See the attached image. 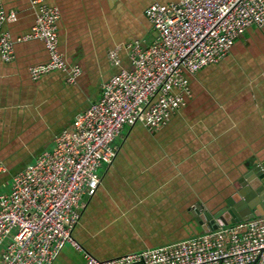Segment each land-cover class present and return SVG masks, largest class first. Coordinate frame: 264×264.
I'll use <instances>...</instances> for the list:
<instances>
[{
    "label": "crops",
    "instance_id": "obj_1",
    "mask_svg": "<svg viewBox=\"0 0 264 264\" xmlns=\"http://www.w3.org/2000/svg\"><path fill=\"white\" fill-rule=\"evenodd\" d=\"M173 1L47 0L61 10L60 50L82 74L74 85L62 72L33 80L30 68L50 58L39 40L16 44L12 62L0 56V162L7 168L0 171V194L11 192L13 177L51 151L54 137L100 97L118 71L109 52L156 38L145 9ZM3 3L18 14L5 31L14 39L30 33V0ZM121 57L129 67L125 52ZM187 78L193 95L167 126L150 132L139 123L117 138L115 157L102 168L96 195L84 198L74 232L85 252L110 259L197 235V206L215 213L239 199L246 178L264 162V26L250 27L224 60ZM84 251L67 247L55 264H87Z\"/></svg>",
    "mask_w": 264,
    "mask_h": 264
},
{
    "label": "built area",
    "instance_id": "obj_2",
    "mask_svg": "<svg viewBox=\"0 0 264 264\" xmlns=\"http://www.w3.org/2000/svg\"><path fill=\"white\" fill-rule=\"evenodd\" d=\"M34 24L14 39L6 23L18 21L0 0V56L15 59L18 43L44 42L49 61L30 68L33 80L62 72L69 84L82 74L60 50L61 10L47 0H30ZM156 38L121 43L109 52L117 73L101 86L100 97L79 113L71 129L54 137V148L13 177L0 194V264H55L67 247L84 251L74 232L84 198L102 182L101 170L115 157V142L126 127L141 123L150 132L167 126L193 95L187 75L224 60L237 38L264 26V0H177L145 9ZM125 52L129 67L123 66ZM6 166L0 162V171ZM165 246L99 259L87 264H264V216L226 224ZM18 231L10 243L12 231Z\"/></svg>",
    "mask_w": 264,
    "mask_h": 264
},
{
    "label": "water",
    "instance_id": "obj_3",
    "mask_svg": "<svg viewBox=\"0 0 264 264\" xmlns=\"http://www.w3.org/2000/svg\"><path fill=\"white\" fill-rule=\"evenodd\" d=\"M243 187L244 189H239V199H228L226 206L215 213H201L200 206H197V214L194 215L197 235L209 229H217V219L230 225L245 219L264 216V162L253 168Z\"/></svg>",
    "mask_w": 264,
    "mask_h": 264
},
{
    "label": "rangeland",
    "instance_id": "obj_4",
    "mask_svg": "<svg viewBox=\"0 0 264 264\" xmlns=\"http://www.w3.org/2000/svg\"><path fill=\"white\" fill-rule=\"evenodd\" d=\"M18 231V229L17 228H15L13 231H12V233H11V235L9 236V238L6 240V244L7 243H10L12 240H13V237H14V235L16 234V232ZM76 254V253H75ZM76 256H78V255H76ZM82 258V257H81ZM83 259V258H82ZM57 264H66L64 261H63V259L62 260H60ZM76 264H83V262H79V263H77L76 262Z\"/></svg>",
    "mask_w": 264,
    "mask_h": 264
}]
</instances>
